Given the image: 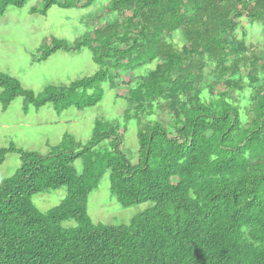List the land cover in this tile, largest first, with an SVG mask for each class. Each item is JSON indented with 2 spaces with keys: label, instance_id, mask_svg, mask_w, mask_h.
<instances>
[{
  "label": "trees",
  "instance_id": "obj_1",
  "mask_svg": "<svg viewBox=\"0 0 264 264\" xmlns=\"http://www.w3.org/2000/svg\"><path fill=\"white\" fill-rule=\"evenodd\" d=\"M26 1L0 0V16ZM96 2L37 0L28 13ZM96 14L80 40L45 39L35 59L87 48L93 75L34 94L0 73L3 109L19 96L58 113L92 107L105 81L126 88L119 97L128 103L122 120L97 118L85 142L64 136L47 155L0 147V164L7 153L19 157L0 180V264H264V42L250 48L237 34L242 19L264 27V0H108ZM144 117L131 165L120 146L127 121ZM105 171L120 205L151 202L126 225L87 215ZM61 187L56 207H34L33 195ZM67 220L75 226L62 227Z\"/></svg>",
  "mask_w": 264,
  "mask_h": 264
},
{
  "label": "rangeland",
  "instance_id": "obj_2",
  "mask_svg": "<svg viewBox=\"0 0 264 264\" xmlns=\"http://www.w3.org/2000/svg\"><path fill=\"white\" fill-rule=\"evenodd\" d=\"M107 2L108 0H97L88 8L61 9L53 6L45 16L28 13L30 7L37 4V0H27L21 9L7 8L0 16V73L15 78L22 88L31 90L34 94H40L49 87L67 86L72 81L93 75L99 70V66L94 63L92 53L87 48L74 53L57 51L40 62L35 59L45 39L56 38L73 42L84 37L100 22L94 16L100 15L96 14L100 5ZM237 34L238 37L244 35L246 45L250 48L262 50L264 27L250 25L242 19ZM173 41L179 42L178 35L173 37ZM148 67L150 69L153 65L144 66L133 73L143 74ZM124 80L127 81L128 77ZM101 87L103 93L100 101L81 110L70 107L58 113L52 104L35 108L27 105L20 96L13 99L6 109L2 108L0 102V147L7 148L11 144L24 151L47 155L50 148L57 146L64 136L68 135L81 143L88 140L97 118L107 121L122 120L128 103L119 96L124 94L126 88L115 92L108 81L103 82ZM251 93L248 89L241 92L239 103L245 104ZM148 118L150 117L130 118L127 121L120 149L131 165L137 163L138 128ZM18 167V155L7 153L0 164V180L12 176ZM73 167L80 173L82 160H75ZM66 193V188L61 187L35 194L31 201L40 212H46L56 207ZM150 206L151 202L129 207L120 205L109 192L108 171L104 172L97 188L88 195L86 204L87 215L94 224L112 226L128 224L131 218L143 213ZM61 226L74 227L75 222L63 221Z\"/></svg>",
  "mask_w": 264,
  "mask_h": 264
}]
</instances>
